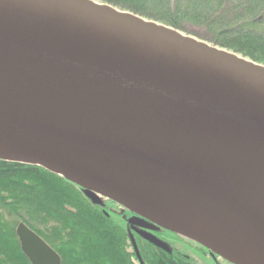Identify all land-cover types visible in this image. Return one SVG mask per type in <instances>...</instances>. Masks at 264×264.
I'll list each match as a JSON object with an SVG mask.
<instances>
[{
	"label": "water",
	"instance_id": "1",
	"mask_svg": "<svg viewBox=\"0 0 264 264\" xmlns=\"http://www.w3.org/2000/svg\"><path fill=\"white\" fill-rule=\"evenodd\" d=\"M0 160L264 264V65L160 22L94 0H0ZM16 235L31 264L62 263L24 223Z\"/></svg>",
	"mask_w": 264,
	"mask_h": 264
},
{
	"label": "trees",
	"instance_id": "2",
	"mask_svg": "<svg viewBox=\"0 0 264 264\" xmlns=\"http://www.w3.org/2000/svg\"><path fill=\"white\" fill-rule=\"evenodd\" d=\"M100 1L264 64V0ZM145 222L106 215L81 188L41 167L0 160V264H31L16 235L20 223L49 244L61 264H140L132 228ZM142 238L134 241L144 264H196Z\"/></svg>",
	"mask_w": 264,
	"mask_h": 264
},
{
	"label": "flooded vegetation",
	"instance_id": "3",
	"mask_svg": "<svg viewBox=\"0 0 264 264\" xmlns=\"http://www.w3.org/2000/svg\"><path fill=\"white\" fill-rule=\"evenodd\" d=\"M100 205H102L103 212L106 215H110V213L116 212L118 214H122L124 217H126L127 220L131 219L133 217H137L136 215L125 210L124 208L117 205L116 203H114L110 200L104 199V198L101 199ZM141 225L142 226H135L132 228L135 232V233H133L134 236L136 235V237L139 236L141 238L142 237L145 238L146 234L154 236L157 239H159L160 241H162L164 244H166V246L168 247V251H166V252H169V251H172L175 249L176 251L182 253L183 256L189 262H191V260H193L192 254L199 253L202 255V257H206L207 260H211L215 264H231V263L225 261L224 259H222L216 255H213L209 250L205 249L204 247L198 245L197 243H195V242H193L187 238H184L182 236H179V235H176L172 232L164 230V229H162V228H160V227H158L152 223H149V222H145ZM134 236H133V238H134ZM135 238H134V240H135ZM131 240H132V238H131ZM134 240L131 241V245H132V250L137 255V253L135 252L134 244H135L138 251H139V248H138L137 242ZM192 244L194 247L192 246ZM137 259L140 262L138 256H137ZM194 261L196 264H200L198 261H196V260H194ZM140 264H141V262H140Z\"/></svg>",
	"mask_w": 264,
	"mask_h": 264
},
{
	"label": "rangeland",
	"instance_id": "4",
	"mask_svg": "<svg viewBox=\"0 0 264 264\" xmlns=\"http://www.w3.org/2000/svg\"><path fill=\"white\" fill-rule=\"evenodd\" d=\"M94 1H99V2H101V3H105V2H102V1H100V0H94ZM116 9H118V10H123V9H121V8H119V7H115ZM146 19V18H145ZM179 31V30H178ZM181 32V31H180ZM183 33V32H182ZM184 34H186V33H184ZM204 34L205 35H207V36H210V37H213L214 35L212 34V33H210V32H204ZM191 36V35H190ZM193 37V36H192ZM209 43V42H208ZM211 44V43H210ZM219 47V46H218ZM221 48V47H220ZM222 49H224V48H222ZM226 50H228V49H226ZM229 52H234V51H231V50H228ZM235 53V52H234ZM235 54H237L238 56H240V57H244L242 54H238V53H235ZM244 58H247V57H244ZM247 59H250V58H247ZM251 60V59H250ZM253 61V60H252ZM255 62V61H254ZM257 63V62H256ZM260 64H262V63H260ZM264 65V64H263ZM104 199H106V198H104ZM108 200V199H107ZM192 246H193V244H192ZM194 247V246H193ZM192 258H193V260H196V261H198L200 264H215L213 261H211V260H207L206 259V257H202V255L201 254H199V253H194V254H192Z\"/></svg>",
	"mask_w": 264,
	"mask_h": 264
}]
</instances>
